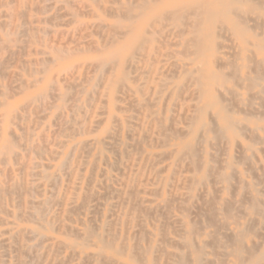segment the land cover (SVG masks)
<instances>
[{
	"label": "rangeland",
	"instance_id": "1",
	"mask_svg": "<svg viewBox=\"0 0 264 264\" xmlns=\"http://www.w3.org/2000/svg\"><path fill=\"white\" fill-rule=\"evenodd\" d=\"M140 1L144 2L142 10L138 8L139 0H0V149L4 140L9 143V149L0 153V188L4 190L0 194L1 264H83L86 255H94L98 251L91 240H82L84 226L92 230L94 236L102 235L105 238L113 233L117 236L115 244L121 245L120 248L130 246L133 253L138 247L151 250L154 264L173 263L168 257L169 253H188L181 246L185 239L190 242V252H197V248L201 247L202 264H214L217 261L216 264H222L224 262L220 261L225 257V264H240L242 259L235 261L227 256L233 248L230 234L237 231L242 238V258H246V262L242 260V264H255L253 259L259 255L263 257L256 264H264V134L252 132L253 128L264 127V69H255L252 62V59L257 61L262 57L256 56L255 60L253 56L246 54V59H251V69L246 72L252 76L255 73L262 74L253 90H248L241 83V86H235L229 78L225 85L235 94L231 96L226 93L218 97L219 100L220 97L223 98V102H220L225 106L227 115L234 121H239L245 130L244 127L241 131L236 129V140L229 141L227 137L217 133L215 121L212 126L209 110L205 121L212 129L215 128L214 133L205 135L204 139L199 135L196 154H200L195 158L198 168L191 166L192 163L186 157H178L177 161L178 158L174 156L176 146L188 139V133L192 129L187 125L184 115L190 107L199 104L198 96H195L196 86L193 84V77L197 75L194 70L198 67L199 60H195L190 53L183 52L182 46L183 41L190 38L187 24L196 17L186 13L187 21L184 18L179 28L169 19L156 24L150 21L141 28H144L143 44L136 52L126 53L129 38L141 27L143 20L175 0ZM258 1L253 0L254 8L260 6L261 9L248 14L245 22L252 28L254 24L248 21L254 17L258 27L253 26L248 33L261 40L264 1L257 3ZM225 19L226 14H221L219 22H224ZM158 24L156 28L155 25ZM219 35L222 37H216L215 40L226 47L221 50L226 65L211 62L209 68L217 73L232 74L234 71L231 73V70L241 64L242 59L240 56L234 58L238 51L230 48L233 44L228 37L229 33L222 30ZM109 55L112 58L108 60ZM252 68L257 71L251 74L249 70ZM255 92H261L259 99L252 98ZM258 100H262V103ZM148 104L151 108L147 107ZM157 119L162 122L158 123L159 129ZM96 121H101L100 125L93 126L92 123ZM121 124H124V129ZM160 125L166 131L162 137ZM105 130L113 133L115 143L110 141V145L104 139ZM176 131L177 133L172 134ZM184 132L185 136L178 135H184ZM241 146L245 148L241 150L242 153L239 150ZM240 154L242 160L245 158V164L241 157L239 161ZM197 158L200 159L199 164ZM214 161L216 163L212 164ZM227 162L231 168L227 167ZM204 164H207L204 175L206 188L192 185L191 179L203 176L201 166ZM223 175L228 176L225 183L221 182ZM238 182L239 185H236ZM245 189L247 190L244 191ZM252 199L258 207L253 210ZM222 200L226 204L231 201L229 206H232V211L228 215L232 220L225 219V215H222L226 214L223 213L226 206H220L223 204ZM169 202L172 204L169 205ZM131 203L135 206L132 207ZM209 204L211 208L208 207ZM237 204L239 207H234ZM240 206H243L242 209ZM176 207L180 211H176ZM213 208L217 213L213 211V215H210ZM206 209L209 214L205 212ZM137 213L140 219H136ZM235 216L239 219H235ZM125 219L129 221L126 220V224ZM181 221L189 228L196 229L195 236H186ZM138 222L140 223L137 225ZM194 224H199L198 228ZM215 225L218 230L212 227ZM219 225L223 227L220 229ZM100 226L104 227V231L99 230ZM199 228L201 231L198 232ZM24 229H39L43 234L41 237L31 234L18 236V231ZM5 232L8 234L5 235ZM162 232L167 233L163 235ZM4 240L7 242H3ZM172 243H177V246L174 248ZM69 244L77 246L70 249ZM178 246L182 248L181 251ZM247 251H250L249 254ZM124 256H114L113 264L142 262L137 257L136 260H129ZM84 263L107 264L93 259Z\"/></svg>",
	"mask_w": 264,
	"mask_h": 264
},
{
	"label": "bare ground",
	"instance_id": "2",
	"mask_svg": "<svg viewBox=\"0 0 264 264\" xmlns=\"http://www.w3.org/2000/svg\"><path fill=\"white\" fill-rule=\"evenodd\" d=\"M13 1V0H12ZM257 1V0H256ZM259 1H261V0H259ZM259 1L257 2V3H259ZM264 1V0H263ZM262 1V2H263ZM128 2V1H127ZM138 2V1H137ZM146 2V1H145ZM255 2V1H254ZM118 3V2H117ZM147 3V2H146ZM11 4H12V2H11ZM264 4V2L262 3V5ZM10 5V4H9ZM8 5V6H9ZM258 5V4H257ZM260 5H261V2H260ZM261 5V6H262ZM129 6V5H128ZM260 6H258V8L256 9V8H254V4H253V0H175V1H172L171 3H169V4H166L162 9H158V10H156V11H154V12H152L150 15H148L144 20H143V22H142V24H141V27L136 31V33H134V35L131 37V38H129V40H128V43L126 44V47H125V52L126 53H128V52H132V53H134V52H136L137 50H138V48L143 44V41H142V34H143V32H144V28L143 29H141L144 25L146 26V25H148V23L150 22V21H152L153 23L152 24H156V23H161L162 21H164V20H166V19H169L170 21H172V23L176 26V27H178L179 28V26L181 25V22H182V20L185 18V16H186V13H190L192 16L194 15L195 17H196V19H192L191 20V22H189L188 24H187V28H189V35H190V38H188V39H186V40H184L183 41V43H182V46L184 47L183 49H184V51L183 52H188V53H190L192 56H194L195 57V60L196 59H198L199 60V65H197L198 67H196V69L194 70L195 72H196V76L195 77H193V81H194V83L193 84H195V86H196V94H195V96H198V100H199V104H195V105H193L192 107H190V109L186 112V114L184 115V117H185V120L187 121V125L189 126V127H191L192 129L190 130V132L188 133V139L186 140V141H184V142H180V143H178V145L176 146V149H175V151H174V156L175 157H181V159L183 158V157H186V158H188V160L192 163V165L191 166H194V167H196V166H198V165H196V162H195V158L196 157H199V155L198 154H200V153H197L196 154V145L198 144V141H199V135L201 134V137H203V139H204V136L205 135H208V134H210V133H214V128L215 127H213V129L210 127V125L209 124H207V122L205 121V116L208 114V111L209 110H211V114H210V116H211V119L210 120H212V123H213V121H215L216 123H217V133L219 134V135H221V136H224V137H227V139L229 140V141H235L236 140V132H235V130L236 129H238V130H240L241 131V129H242V127H244L239 121H234L232 118H230L228 115H227V113H226V108H225V106H223L222 104L223 103H221V102H223V98L221 99V97H220V100H221V102H220V100H219V96L220 95H222V94H228V95H231V96H233L232 94L234 93L233 92V90L230 88V87H228V86H226L225 85V83L227 82V80L230 78L234 83H235V86H238L239 85V83H241L243 86H245L248 90H253V88H254V86H255V84H256V81L260 78L259 76H261V75H258V74H254V76H252V75H250L248 72H246L247 71V69H251L250 68V65H249V62H250V60L248 59H246L247 57H246V54H249V55H251V56H253L254 57V59H255V57L256 56H261L262 58L261 59H259V60H257V61H254L253 59H252V62L254 63V67H255V69H260L261 68V70H262V67H263V69H264V26H262V24L263 23H261L260 25L263 27V33H262V39L261 40H257L256 39V37H252L251 35H249V29H251L252 30V28H254L253 26H255V28L256 27H258L256 24H257V22H255V19H254V17H251L250 19H249V21L248 22H251L252 24H254L253 26H252V28L251 27H248L247 26V24H246V22H245V20H246V16L248 15V14H254V10H258V9H261V7L259 8ZM132 8V7H131ZM139 9H144V2L143 1H140L139 0V7H138ZM120 8H118V10H119ZM133 9V8H132ZM131 9V10H132ZM220 9V10H219ZM134 10V9H133ZM129 13V12H128ZM193 13V14H192ZM126 14V13H125ZM221 14H226V19H225V21L224 22H219V17H220V15ZM124 16V15H123ZM118 18V17H117ZM126 18V17H125ZM258 17L256 16V19H257ZM124 19V18H123ZM130 19H132V18H130ZM186 19V18H185ZM184 19V20H185ZM127 20V19H126ZM168 20V21H169ZM259 20V19H258ZM128 21V20H127ZM132 21V20H131ZM186 21H187V19H186ZM189 21V20H188ZM129 22V21H128ZM166 22V21H165ZM171 23V24H172ZM151 24V25H152ZM260 25H259V27H260ZM150 26V25H149ZM154 26V25H153ZM156 26H159V24L158 25H155V27ZM171 26V25H170ZM169 27V26H168ZM123 28V27H122ZM157 28V27H156ZM155 28V29H156ZM163 28H165V26L163 27ZM183 28V27H182ZM114 29V28H113ZM117 29V28H116ZM186 29V28H185ZM258 29V28H257ZM260 29H262L261 27H260ZM259 29V30H260ZM160 30V29H159ZM222 30H224V32L226 33H229V38L231 39V42H232V44H233V46L232 47H230L231 49H233V51L234 50H237L238 52L234 55V58H236L237 56H240V58L242 59L241 61H242V63L241 64H239V65H237V66H235V69L233 70H231V73L232 74H221V73H217V72H215L214 70H212V69H210L209 67H210V65L209 64H211V62H213V63H215V64H219L220 66H224V65H226V61H224L223 60V58H222V55H223V53H222V51L221 50H223V49H225L226 47L222 44V43H220V42H216V40H215V38L216 37H222V36H220L219 35V33L220 32H222ZM253 30H255V29H253ZM110 32L112 31V30H109ZM185 31V30H184ZM180 32H183V30H181ZM112 33V32H111ZM117 33V32H116ZM153 33H155V32H153ZM163 33V32H162ZM114 34V33H113ZM123 34V33H122ZM126 34H129V33H126ZM224 34V33H223ZM124 35V34H123ZM219 35V36H218ZM225 35V34H224ZM223 35V36H224ZM116 36H117V34H116ZM158 36V35H157ZM178 36V35H177ZM258 36H260V35H258ZM257 36V37H258ZM25 37V36H24ZM159 37H160V33H159ZM164 37H165V35H164ZM176 37V36H175ZM174 37V38H175ZM179 37V36H178ZM178 37H176V38H178ZM144 40V39H143ZM154 40H156V39H154ZM164 41V40H163ZM227 41V40H226ZM15 43L17 42L16 40L14 41ZM13 42V43H14ZM115 43V42H114ZM1 44V43H0ZM146 44V43H145ZM144 44V45H145ZM148 44H151V43H149L148 42ZM147 44V45H148ZM167 44V43H166ZM108 45V44H107ZM114 45V44H113ZM149 46V45H148ZM170 46V45H169ZM174 46H176V45H174ZM107 47V46H106ZM143 47V46H142ZM147 47V46H146ZM172 47V46H171ZM3 50V49H2ZM145 50H147V49H145ZM186 50V51H185ZM98 53H100V52H98ZM233 54H234V52H232ZM1 54V53H0ZM189 54V55H190ZM8 55V54H7ZM170 55V54H169ZM140 56V55H139ZM231 56V55H230ZM21 57V56H20ZM178 57V56H177ZM188 57V56H187ZM223 57H224V55H223ZM112 58V56L111 55H109L108 57H107V59L109 60V59H111ZM140 58V57H139ZM145 58V57H144ZM144 58H143V60H144ZM188 58H190V57H188ZM182 59H183V56H182ZM256 60V59H255ZM190 61V60H189ZM233 61V60H232ZM40 62V61H39ZM129 62V61H128ZM15 63V62H14ZM235 63V62H234ZM233 63V64H234ZM3 64H5V63H3ZM112 64V63H111ZM116 64V63H115ZM1 65V64H0ZM119 65L121 66V63H119ZM232 65V64H231ZM114 66V65H113ZM233 66V65H232ZM183 68V67H182ZM223 68H225V67H223ZM233 68V67H232ZM19 69V68H18ZM45 69V68H44ZM181 69V68H180ZM28 70V69H27ZM183 70V69H182ZM226 70V69H225ZM254 69L252 68V70H249V71H251V74L252 73H254V72H256L255 70L253 71ZM261 70H259V71H261ZM159 71H160V69H159ZM258 71V72H259ZM263 71V70H262ZM261 71V72H262ZM257 72V73H258ZM107 73V72H106ZM105 73V74H106ZM154 73V72H153ZM183 73V72H182ZM185 73V72H184ZM193 73V72H192ZM191 73V74H192ZM172 74H173V72H172ZM176 74V73H175ZM190 74V75H191ZM157 75V74H156ZM189 75V77H191ZM188 77V78H189ZM262 77H264V76H262ZM168 78H170V75L168 76ZM187 78V79H188ZM2 79V78H1ZM262 79V78H261ZM189 82V81H188ZM236 83H237V85H236ZM264 83V82H263ZM25 84V83H24ZM192 84V83H191ZM190 84V85H191ZM241 84L239 85V86H241ZM165 85V84H164ZM234 85V84H233ZM258 85H259V83H258ZM162 86V85H161ZM160 86V87H161ZM30 87V86H29ZM160 87H159V89H160ZM261 88H262V86H260ZM126 88V87H125ZM131 89V88H130ZM263 89H264V87H263ZM126 90H127V88H126ZM153 90V89H152ZM179 90V89H178ZM187 90V89H186ZM121 91V90H120ZM130 91V90H129ZM142 91V90H141ZM179 91H181V89L179 90ZM258 91V90H257ZM262 91V90H261ZM128 92V91H127ZM131 92H133V91H131ZM130 92V93H131ZM158 93H159V91H157ZM231 93V94H230ZM260 93L261 92H255V93H253V95H252V98H258L259 96H260ZM235 94V93H234ZM250 94V93H249ZM158 95V94H157ZM16 96V95H15ZM143 96H146L145 94L143 95ZM171 96V95H170ZM107 97V96H106ZM125 97H126V95H125ZM128 97V96H127ZM230 97V96H229ZM9 99H10V97H8ZM105 98V97H104ZM179 98V97H178ZM235 98H236V96H235ZM235 98H233L232 97V99H235ZM260 98V97H259ZM258 98V99H259ZM106 99V98H105ZM196 100H197V98H195ZM227 99V98H226ZM225 99V100H226ZM229 99V98H228ZM239 99H240V97H239ZM251 99V98H250ZM107 100V99H106ZM105 100V101H106ZM225 100H224V102H225ZM242 100H245V99H242ZM253 100V99H252ZM257 100V99H256ZM256 100H254V101H256ZM263 100V99H262ZM262 100H258V101H261V103H262ZM125 101V100H124ZM143 101V100H142ZM154 101H155V99H154ZM226 101H228V100H226ZM230 101V100H229ZM228 101V102H229ZM250 101V100H249ZM46 102V101H45ZM241 101L239 100V103H240ZM147 103V102H146ZM227 103V102H226ZM236 103V102H235ZM105 104V103H104ZM145 104V103H144ZM179 104V103H178ZM233 104V103H232ZM0 105H2V102H0ZM48 105V104H47ZM46 105V106H47ZM154 105V104H153ZM174 105V104H173ZM172 105V106H173ZM227 105V104H226ZM235 105V104H234ZM146 106V105H145ZM150 107L151 108V106H150V104H148L147 105V107ZM231 106V105H230ZM244 106V105H243ZM140 108V107H139ZM143 108H144V106H143ZM155 108V107H154ZM251 108H253V107H251ZM25 109V108H24ZM105 109V108H104ZM175 109V108H174ZM147 110V109H146ZM150 110H152V109H150ZM149 110V111H150ZM178 110V109H177ZM239 110V109H238ZM117 111V110H116ZM148 111V112H149ZM228 112H229V110H227ZM135 112V111H134ZM151 112V111H150ZM262 112V111H261ZM156 113V112H155ZM230 113V112H229ZM238 113V112H237ZM258 113V112H257ZM263 113V112H262ZM9 114H10V111L9 112H7L6 113V115L7 116H9ZM152 114V113H151ZM150 114V115H151ZM162 115V114H161ZM233 115V114H232ZM3 116V115H2ZM153 116V115H152ZM162 116H164V115H162ZM262 117V116H261ZM12 118V117H11ZM147 118V117H146ZM161 118V117H160ZM263 118V117H262ZM170 119V118H169ZM239 119V118H238ZM134 120V119H133ZM155 121H156V118L154 119ZM257 120V119H256ZM19 121V120H18ZM114 121V120H113ZM112 121V122H113ZM252 121V120H251ZM264 121V120H263ZM100 122L101 121H96V122H93L92 123V125L94 124V125H100ZM124 122H125V120H124ZM160 122L161 121H158V119H157V126L160 124ZM129 123V122H128ZM127 123V124H128ZM156 123V122H155ZM159 123V124H158ZM162 123V122H161ZM131 124V123H130ZM150 124H152V123H150ZM93 125V126H94ZM117 125V124H116ZM126 125V124H125ZM153 125V124H152ZM162 125V124H161ZM160 125V128H162V126ZM170 125V124H169ZM186 125V124H185ZM214 125V123L212 124V126ZM256 125V124H255ZM254 125V126H255ZM115 126V125H114ZM118 126V125H117ZM116 126V127H117ZM156 126V125H155ZM215 126H216V124H215ZM121 127L124 129L125 127H124V124H121ZM256 127V126H255ZM90 127H88V129H89ZM168 128V127H167ZM166 128V129H167ZM68 129V128H67ZM158 129H159V126H158ZM165 129V128H164ZM92 130V129H91ZM244 130H245V127H244ZM243 130V131H244ZM86 131H88V130H86ZM118 131H119V129H118ZM162 131H163V128H162ZM91 132V131H90ZM105 132V140H108V142H109V144L111 145V143H110V141H112L113 142V133L112 132H110V131H104ZM117 131H115V133H116ZM164 132H166L165 130L162 132L163 134L162 135H160V137H162L163 135H164ZM252 132H253V134H257V133H262V134H264V127H256V128H253L252 129ZM86 133V132H85ZM169 133V132H168ZM174 133H177V131L176 132H173L172 134H174ZM178 133H179V131H178ZM185 133L186 132H184V135H183V133H182V135L181 134H178L179 136H181V137H183V136H185ZM239 133H241V132H239ZM242 134V133H241ZM168 135H170V134H168ZM168 135H166V137L168 136ZM217 136L218 138L220 137V136ZM173 136V135H172ZM178 136V137H179ZM214 136V135H213ZM254 136H257V135H253V137ZM30 137V136H29ZM76 137V136H75ZM175 137V136H174ZM116 138V137H115ZM133 138V137H132ZM142 138V137H141ZM246 138V137H245ZM252 138V137H251ZM30 139V138H29ZM149 139V138H148ZM222 139V138H221ZM255 139V138H254ZM256 139H257V137H256ZM18 140V139H17ZM249 140H250V138H249ZM15 141V140H14ZM98 141V140H97ZM119 141V140H118ZM174 141H175V139H174ZM216 141H217V139H216ZM219 141V140H218ZM217 141V142H218ZM251 141V140H250ZM204 142V141H203ZM216 142V143H217ZM252 142V141H251ZM262 142L264 143V137H263V139H262ZM70 143V142H69ZM104 143H105V141H104ZM113 143H115V142H113ZM140 143V142H139ZM226 143V142H225ZM255 143H256V141H255ZM254 143V144H255ZM148 144V143H147ZM203 144V143H202ZM237 144V143H236ZM9 143L6 141V140H4V145L1 147V149H0V153L2 152V151H4V150H8L9 149ZM67 145H69V144H67ZM167 146V140H166V142H165V144H164V146ZM211 145V144H210ZM218 145V144H217ZM240 145V144H239ZM259 145V144H258ZM86 146L87 145H85L84 147L86 148ZM160 146H162L161 145V142H160ZM165 146V147H166ZM198 146H199V144H198ZM256 146V145H255ZM77 147H78V145H77ZM124 147V146H123ZM139 147H141V146H138V148ZM22 148V147H21ZM75 148V147H74ZM126 147H124V149H125ZM238 148V147H237ZM240 148V149H239ZM238 149L240 150V152H241V150H245V148H243L242 146L241 147H239ZM123 149V150H124ZM141 149V148H140ZM200 149H201V146H200ZM199 149V150H200ZM105 150V149H104ZM198 150V151H199ZM70 151H72V150H70ZM92 151V150H91ZM115 151H117V150H115ZM259 151H261V150H259ZM74 152H75V149H74ZM73 152V153H74ZM111 152V151H110ZM173 152V151H172ZM203 152V151H202ZM219 152V151H218ZM235 152V151H234ZM120 154H121V151L119 152ZM242 153V152H241ZM36 154V153H35ZM72 154V153H71ZM126 154V153H125ZM164 154V153H163ZM237 154V153H236ZM14 155V154H13ZM168 155V154H167ZM166 155V156H167ZM197 155V156H196ZM210 155V154H209ZM215 155V154H214ZM239 155V154H238ZM241 155L242 154H240V156H239V161H240V157H241ZM69 156H71L70 154H69ZM86 156V155H85ZM84 156V157H85ZM88 156V155H87ZM159 156V155H158ZM163 156V155H162ZM170 156V155H169ZM223 156V155H222ZM18 157V156H17ZM50 157V156H49ZM96 157V156H95ZM168 157V156H167ZM213 157V156H212ZM221 157V156H220ZM225 157V156H224ZM66 158H68V156L66 157ZM153 159L155 158V157H152ZM157 158V157H156ZM155 158V159H156ZM159 158V157H158ZM157 158V159H158ZM164 158H165V156H164ZM179 158H178V160L177 161H179ZM200 158H201V156H200ZM210 158H211V156H210ZM106 159V158H105ZM119 159V158H118ZM180 159V160H181ZM197 159H199V158H197ZM202 159V158H201ZM56 160V159H55ZM67 160V159H66ZM112 160V159H111ZM214 160V159H213ZM212 160V161H213ZM216 160V159H215ZM218 160V159H217ZM241 160H242V157H241ZM243 160H245V158L243 159ZM242 160V161H243ZM96 161V160H95ZM115 161V160H114ZM199 161H200V159L198 160V164H199ZM211 161V160H210ZM224 161V160H223ZM244 162V164L246 163L245 161H243ZM242 162V163H243ZM110 163V162H109ZM183 163V162H182ZM215 164L216 163V161H214V162H212V164ZM237 163V162H236ZM239 163H241V162H239ZM239 163H237V164H239ZM261 163V162H260ZM94 164V163H93ZM115 164V163H114ZM188 164H190L189 162H188ZM203 164V163H202ZM218 164V163H217ZM66 165V164H65ZM68 165V164H67ZM87 165V164H86ZM201 165V164H200ZM218 165H220V164H218ZM241 166L243 165V164H240ZM83 166H85V165H83ZM96 166V165H95ZM109 166V165H108ZM187 166V165H186ZM63 167H65V166H63ZM115 167V166H114ZM117 167V166H116ZM189 167V166H188ZM202 168H203V176H201L200 178H197V179H191L190 181H191V184L192 185H202V186H204L205 187V185H204V183H205V178H204V175H205V169H206V167H207V164H204L203 166H201ZM227 167L228 168H231V166H230V163L229 162H227ZM118 168V167H117ZM116 168V169H117ZM196 168H198V167H196ZM221 168V167H220ZM249 168H252V167H249ZM64 169V168H63ZM94 169H95V167H94ZM192 169V168H191ZM210 169H212L211 167H210ZM214 169V168H213ZM222 169V168H221ZM96 170V169H95ZM198 170V169H197ZM196 169H195V171H197ZM200 170V169H199ZM9 171V170H8ZM60 171H61V169H60ZM233 171V170H232ZM262 171V170H261ZM158 172H160L159 170H158ZM200 172V171H199ZM209 172V171H208ZM216 172V171H215ZM254 172V171H253ZM161 173V172H160ZM196 173V172H195ZM198 173V172H197ZM236 173V172H235ZM251 174V173H250ZM264 174V173H263ZM12 175V174H11ZM92 175V174H91ZM90 175V176H91ZM216 175V174H215ZM235 175H238L237 173L235 174ZM254 175V174H253ZM44 176V175H43ZM218 176V175H217ZM81 177H83V176H81ZM81 177H79V178H81ZM255 178H256V176H254ZM93 178V177H92ZM233 178V177H232ZM259 178V177H258ZM58 179H59V177H58ZM94 179V178H93ZM93 179H92V181H93ZM220 179V178H219ZM236 179V178H235ZM260 179V178H259ZM56 180H57V178H56ZM80 180V179H79ZM100 180V179H99ZM158 180V179H157ZM241 179H240V177H239V180L238 181H240ZM254 180V179H253ZM257 181H258V179H256ZM81 181V180H80ZM91 181V182H92ZM220 181V180H219ZM228 181V176L227 175H223L222 177H221V182H223V183H225V182H227ZM10 181H8V183H9ZM45 182V181H44ZM121 182V181H120ZM212 182H213V180H212ZM259 182H260V180H259ZM263 182V181H262ZM4 183V182H3ZM137 184V183H136ZM186 184H190V183H186ZM220 184V183H219ZM52 185V184H51ZM104 185V184H103ZM236 185H239V182H238V184H236ZM262 185V184H261ZM123 186H125V184L123 185ZM122 186V187H123ZM39 187H41V186H39ZM53 187V186H52ZM89 187V186H88ZM244 187H247V186H244ZM54 188V187H53ZM97 188V187H96ZM206 188V187H205ZM236 188V187H235ZM161 189V188H160ZM187 189H189L188 187H187ZM233 189V188H232ZM231 189V190H232ZM238 189V188H237ZM236 189V190H237ZM186 190V189H185ZM204 190H206V189H204ZM235 190V189H234ZM247 189H245L244 191H246ZM71 191V190H70ZM123 192V191H122ZM153 192H155V191H153ZM2 193H4V190L3 189H1L0 188V194H2ZM131 193V192H130ZM129 193V194H130ZM150 193V192H149ZM156 193V192H155ZM234 193V192H233ZM116 194V193H115ZM123 194V193H122ZM134 194H135V192H134ZM158 194V193H157ZM244 194H245V192H244ZM73 195V194H72ZM131 195H133V193H131ZM148 195V194H147ZM235 195V194H234ZM233 195V196H234ZM76 196V195H75ZM87 196V195H86ZM95 196H96V194H95ZM106 196V195H105ZM109 196V195H108ZM135 196V195H134ZM154 196V195H153ZM158 195H156V197H157ZM191 196V195H190ZM203 196V195H202ZM231 196H232V194H231ZM115 197V196H114ZM133 197V196H132ZM150 197H151V195H150ZM155 197V198H156ZM102 198H105V197H102ZM136 198V197H135ZM134 198V199H135ZM202 198V197H201ZM230 198H232V197H230ZM244 198V197H243ZM10 199V198H9ZM23 199V198H22ZM66 199V198H65ZM116 199V198H115ZM142 199V198H141ZM210 199V198H209ZM213 199L215 200V198L213 197ZM247 199V198H246ZM255 199V198H254ZM257 199V198H256ZM100 200V199H99ZM133 200V199H132ZM145 200V199H144ZM185 200H187L186 198H185ZM227 200V199H226ZM232 200V199H231ZM244 200H245V198H244ZM248 200V199H247ZM249 200H250V198H249ZM248 200V201H249ZM253 200V199H252ZM65 201V200H64ZM83 201V200H82ZM86 201V200H85ZM92 201H94V200H92ZM92 201H91V203H92ZM137 201V200H136ZM176 201V200H175ZM200 201H202L201 199H200ZM84 202V201H83ZM95 202H98V201H96L95 200ZM132 202H134V201H132ZM140 202V201H139ZM177 202V201H176ZM209 202V201H208ZM222 202H223V204L222 205H220L221 206V208H224V206H226L224 209H223V213H226V214H222L224 217H226L225 219H231L230 218V214L228 215V213H229V211L231 212L232 210H231V208H232V206H229L230 205V203L229 202H231V201H229V202H227L228 204H226V202L225 201H223L222 200ZM85 203V202H84ZM86 203H87V201H86ZM146 203V202H145ZM147 203H149L148 201H147ZM152 203V202H151ZM185 203V202H184ZM250 204H251V202H249ZM248 203V204H249ZM257 203H258V201H257ZM28 204V203H27ZM44 204V203H43ZM97 204V203H96ZM132 204V207H133V203H131ZM172 204V203H171ZM170 204V202H169V205H171ZM232 204H234L233 202H232ZM236 204V203H235ZM28 205H31L30 203L28 204ZM34 205H36V204H34ZM58 205V204H57ZM64 205V204H63ZM68 205H70V204H68ZM75 205V204H74ZM98 205V204H97ZM149 205H150V203H149ZM166 205H168V204H166ZM178 205V204H177ZM205 205V204H204ZM213 205H216L215 203L213 204ZM227 205L229 206V207H227ZM37 206V205H36ZM39 206H41V205H39ZM131 206V205H130ZM135 206V205H134ZM180 206V205H179ZM239 207V205L237 204V205H234V207ZM250 206V205H249ZM71 207V206H70ZM167 207V206H166ZM165 207V208H166ZM169 207H171V206H169ZM182 207V206H181ZM208 207H210V204H209V206ZM213 207V206H212ZM241 208L240 209H242V207L243 206H240ZM251 207H252V210L253 209H255V208H258L257 207V205H256V203H255V200H253V202H252V204H251ZM21 208H22V205H21ZM31 208V207H30ZM30 208H28V209H30ZM34 208H35V206H34ZM78 209H79V207H77ZM84 208V207H83ZM131 208V207H130ZM198 208V207H197ZM211 208V207H210ZM229 208H230V210H229ZM37 210H38V208H36ZM85 209V208H84ZM132 209V208H131ZM130 209V210H131ZM139 209V208H138ZM145 209V208H144ZM170 209V208H169ZM182 209V208H181ZM200 209V208H199ZM238 209V208H237ZM40 210V209H39ZM71 210V212H72V209H70ZM70 210H69V212H70ZM76 210V209H75ZM162 210V209H161ZM166 210H167V208H166ZM180 211L179 210V208L177 209V207H176V211ZM198 210V209H197ZM219 210H220V208H219ZM1 211V210H0ZM5 211V210H4ZM22 211H23V209H22ZM43 211V210H42ZM41 211V212H42ZM112 211V210H111ZM139 212H140V210H138ZM137 211V212H138ZM147 212H148V210H146ZM169 211V210H168ZM184 211H186V210H184ZM202 211V210H201ZM211 211V210H210ZM213 211H214V208H213V210L211 211L212 213L210 214V215H213ZM236 211V210H235ZM238 211H239V209H238ZM259 211V210H258ZM142 212V211H141ZM170 212V211H169ZM182 212H183V210H182ZM181 212V213H182ZM206 213H208V211H207V209H206V211H205ZM205 212H203V213H205ZM214 212H216V211H214ZM239 212H241V211H239ZM244 212V211H243ZM242 212V213H243ZM253 212V211H252ZM260 212V211H259ZM37 213V212H36ZM40 213V212H39ZM111 213V212H110ZM194 213V212H193ZM217 213V212H216ZM234 213V212H233ZM257 213V212H256ZM2 214H4V212L2 213ZM8 214H10V213H8ZM23 214V213H22ZM33 214V213H32ZM32 214H30V215H32ZM66 214V213H65ZM94 214V213H93ZM92 214V215H93ZM113 214V213H112ZM128 214V213H127ZM138 214V213H137ZM159 214V213H158ZM177 214H179V212L177 213ZM189 214V213H188ZM209 214V213H208ZM258 214V213H257ZM34 215V214H33ZM81 215V214H80ZM91 215V214H90ZM99 215V214H98ZM163 215V214H162ZM166 214L164 213V216H165ZM181 215V214H180ZM190 215H191V213H190ZM193 215V214H192ZM217 215V214H216ZM222 215H221V217H222ZM82 216V215H81ZM139 214L137 215V217H136V219H140L139 217ZM149 216H153V215H149ZM194 216V215H193ZM205 216V215H204ZM215 216V215H214ZM244 216V215H243ZM259 216V215H258ZM28 217H29V213H28ZM67 217V216H66ZM127 217H128V215H127ZM126 217V218H127ZM168 217V216H167ZM182 217V216H181ZM201 217V216H200ZM203 217V216H202ZM207 217V216H206ZM205 217V218H206ZM213 217V216H212ZM216 217V216H215ZM31 218V217H30ZM32 218H35V217H32ZM54 218V217H53ZM157 218V217H156ZM163 218V217H162ZM169 218V217H168ZM184 218V217H183ZM187 218V217H186ZM209 218H211V217H209ZM236 218H238L237 216H235V219ZM250 218V217H249ZM264 218V217H263ZM26 219V218H25ZM110 219V218H109ZM163 219H166V217L165 218H163ZM207 219H208V217H207ZM217 219V218H216ZM215 219V220H216ZM234 219V220H235ZM239 219V218H238ZM237 219V220H238ZM126 220L128 221V219H125V224H126ZM232 220V219H231ZM23 221V220H22ZM28 221V220H27ZM36 221V220H35ZM38 221V220H37ZM88 221V220H87ZM169 221V220H168ZM197 221H198V219H197ZM214 221V219L212 220V222ZM263 221V220H262ZM105 222H106V220H105ZM129 222V221H128ZM127 222V223H128ZM180 221H176V223H179ZM193 222V221H192ZM201 222V221H200ZM207 222H208V220H207ZM224 222V221H223ZM70 223V222H69ZM90 223H92L91 221H90ZM140 222H138L137 223V225L139 224ZM143 223V222H142ZM191 223V222H190ZM206 223V222H205ZM218 223V222H217ZM236 223V222H235ZM3 224V223H2ZM62 224V223H61ZM61 224H60V226H61ZM118 224H120V223H118ZM181 227L183 226V231H184V233L186 234V236H190V235H194L195 236V230L196 229H192V228H189L188 226H186V225H184L183 224V222L181 221ZM200 224V223H199ZM199 224H194V226L195 227H197L198 228V226L197 225H199ZM224 224H226V223H224ZM79 225V224H78ZM113 225V223L111 224V226ZM235 225V224H234ZM236 225H239V224H236ZM83 226V225H82ZM117 226H119V225H117ZM193 226V225H192ZM207 226V225H206ZM220 226V225H219ZM93 227V226H92ZM95 227V226H94ZM139 226H137V228H138ZM145 227V226H144ZM212 227H216V225L215 226H212ZM221 227H223V226H220L219 228L221 229ZM227 227V226H226ZM104 227H102V226H100L99 227V230L100 231H104V229H103ZM217 228V227H216ZM45 229H46V227H45ZM139 229V228H138ZM142 229H144L143 227H142ZM225 229V228H224ZM247 229V228H246ZM47 230V229H46ZM118 230V229H117ZM126 230V229H125ZM141 230V229H140ZM139 230V231H140ZM217 230H218V228H217ZM250 230V229H249ZM58 231H59V229H58ZM142 231V230H141ZM164 231V230H163ZM183 231L181 232V230H180V233H183ZM199 231H201V228H199L198 229V232ZM61 232V231H60ZM59 232V233H60ZM94 232H96V231H94ZM126 232V231H125ZM147 232V231H146ZM2 233H4V232H2ZM6 234L5 235H7L8 234V232H5ZM61 233H63V232H61ZM74 233V232H73ZM107 233V232H106ZM163 233V235L164 234H166V233H164V232H162ZM18 236L20 235V237L21 236H23V235H25V234H31V235H36V236H40L41 237V235L43 234V232H42V230H39V229H29V230H22V231H18ZM76 234V233H75ZM75 234H74V236H75ZM80 234V233H79ZM134 234L135 233H133V236H134ZM136 234H137V232H136ZM140 234V233H139ZM214 234V233H213ZM242 234V233H241ZM258 234V233H257ZM4 235V234H3ZM117 235H119L118 233H117ZM128 235V234H127ZM138 235V234H137ZM137 235H136V237H137ZM143 235H145V234H143ZM231 235V237H230V242H231V244H232V246H233V248L227 253V256H230V257H232L235 261H240L241 259L243 260L244 258H242V255H243V251H242V246H241V235H240V232H233L232 234H230ZM253 235H256V233H253ZM16 236V235H15ZM146 236V235H145ZM162 236V235H161ZM180 236V235H179ZM202 236V235H201ZM209 236V235H208ZM221 236V235H220ZM244 236V235H243ZM264 236V235H263ZM82 240L83 241H88V240H91L94 244H95V246L97 247V252L94 254V255H86V257L84 258V260H83V264H85L84 263V261H88L89 260V262H90V260L91 259H93L95 262H97V261H103V262H106L107 264H113L114 262H115V260H114V256L116 257V256H118V255H125L126 256V258L127 259H129V260H134L136 257L140 260L141 259V261H139V263L141 262V264H154L153 263V261H152V254H151V250H142L141 248H136V247H134V249H135V253H133V252H131V248H130V246H126V247H123V248H120L119 246H121V245H119V246H117L116 244H115V237H117L116 235H114L113 233H109L105 238L102 236V235H97V236H94V234H93V232H92V230H90L88 227H86V226H84V229H83V231H82ZM119 237V236H118ZM152 237V236H151ZM164 237V236H163ZM200 237V236H199ZM222 237H224V236H222ZM260 237H262V235L260 236ZM26 238H27V236H26ZM29 238V237H28ZM78 238H80V237H78ZM124 238V237H123ZM140 238H143V236L142 237H140ZM145 239H146V237H144ZM178 238V237H177ZM180 238V237H179ZM178 238V239H179ZM20 239H22V238H20ZM25 239V238H24ZM48 239V238H47ZM46 239V240H47ZM81 239V238H80ZM177 239V240H178ZM41 240V239H40ZM49 240V239H48ZM124 241L126 240V239H123ZM136 240H138L137 238H136ZM147 241H149L148 239H146ZM259 240V239H258ZM16 241V240H15ZM20 241V240H19ZM52 241V240H51ZM134 241V240H133ZM140 241V240H139ZM159 241H161V240H159ZM166 241V240H165ZM171 241V240H170ZM182 241V240H181ZM263 241V240H262ZM3 242H7V241H3ZM162 242H164V241H162ZM161 242V243H162ZM139 243V242H138ZM166 243H168V242H166ZM211 243V242H210ZM263 243V242H262ZM261 243V244H262ZM163 244V243H162ZM173 244V243H172ZM207 244V243H206ZM225 244H227V243H225ZM253 244V243H252ZM58 245V244H57ZM79 246H81V248H82V245L81 244H78ZM150 245H151V243H150ZM195 245H197V244H195ZM210 245V244H209ZM212 245V244H211ZM19 246V245H18ZM77 245H73V244H69L68 245V248H70V249H72V248H75ZM85 246V245H84ZM135 246H137V244L135 245ZM173 246H174V248L177 246V243H175V245L173 244ZM181 246H182V248H184V249H186L187 250V252L188 253H169L168 254V257H169V259L171 260V261H173V263H168V264H202L204 261H203V259L201 258V256H200V254H201V247H199V248H197V249H199V251H197V252H194V253H192V252H190V242L188 241V240H184L182 243H181ZM261 246V245H260ZM8 247V246H7ZM6 247V248H7ZM21 247V246H20ZM25 247V246H24ZM59 247V246H58ZM178 247H180V246H178ZM220 247V246H219ZM222 247V246H221ZM259 247V246H258ZM39 248V247H38ZM173 248V247H172ZM181 247L179 248V250L181 251V249H182ZM246 248V247H245ZM253 248H255V246L253 247ZM5 249V248H4ZM31 249V248H30ZM62 249V248H61ZM60 249V250H61ZM222 249V248H221ZM250 249H251V246H250ZM19 250H20V248H19ZM46 250V249H45ZM249 250V249H248ZM254 251H256L255 249H253ZM258 250V249H257ZM63 251V250H62ZM160 251H161V249H160ZM245 251V250H244ZM251 251V250H250ZM250 251H247L248 252V254H249V252ZM164 252V251H163ZM252 252V251H251ZM5 253H6V251H5ZM123 253V254H122ZM245 253V252H244ZM204 254V253H203ZM223 254V253H222ZM246 254V253H245ZM257 252H256V256H257ZM24 255V254H23ZM70 255V254H69ZM167 255V254H166ZM6 256V255H5ZM71 256V255H70ZM124 256V257H125ZM212 256V255H211ZM219 256V255H218ZM249 256H251V254L249 255ZM7 257V256H6ZM20 257V256H19ZM213 257V256H212ZM255 257V256H254ZM262 255H259L258 257H255L254 259H253V262H255V264L256 263H258V261L259 260H261L262 259ZM166 258V257H165ZM204 258V257H203ZM214 258V257H213ZM253 258V257H252ZM137 259V260H138ZM207 259V258H206ZM215 259V258H214ZM224 259L226 260L227 258L225 257V258H223L220 262H224V263H222V264H225V261H224ZM136 260V259H135ZM242 260H241V262H240V264H242ZM245 260H246V258H245ZM245 260H243V261H245ZM67 261H69V260H67ZM157 262H158V260H157ZM207 263L209 262V261H206ZM218 262V261H217ZM216 262V263H217ZM246 262V261H245ZM245 262L243 263V264H245ZM133 263V262H132ZM212 263V262H211ZM210 263V264H211ZM214 263V262H213ZM216 263H214V264H216ZM1 264V263H0ZM5 264V263H4ZM27 264H28V262H27ZM30 264V263H29ZM88 264H91V263H88ZM134 264V263H133ZM164 264H166V262L164 263Z\"/></svg>",
	"mask_w": 264,
	"mask_h": 264
}]
</instances>
